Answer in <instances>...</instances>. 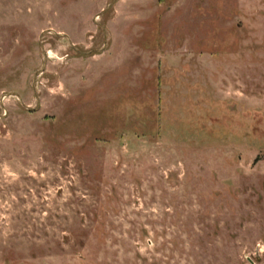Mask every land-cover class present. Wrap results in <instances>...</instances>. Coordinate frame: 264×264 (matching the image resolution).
<instances>
[{
    "label": "rangeland",
    "instance_id": "obj_1",
    "mask_svg": "<svg viewBox=\"0 0 264 264\" xmlns=\"http://www.w3.org/2000/svg\"><path fill=\"white\" fill-rule=\"evenodd\" d=\"M0 264H264V0H0Z\"/></svg>",
    "mask_w": 264,
    "mask_h": 264
}]
</instances>
